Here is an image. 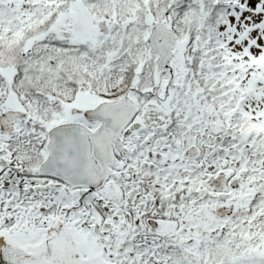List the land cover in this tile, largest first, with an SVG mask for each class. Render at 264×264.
Wrapping results in <instances>:
<instances>
[{"label":"snow or ice","instance_id":"obj_1","mask_svg":"<svg viewBox=\"0 0 264 264\" xmlns=\"http://www.w3.org/2000/svg\"><path fill=\"white\" fill-rule=\"evenodd\" d=\"M0 264H264V0H0Z\"/></svg>","mask_w":264,"mask_h":264}]
</instances>
